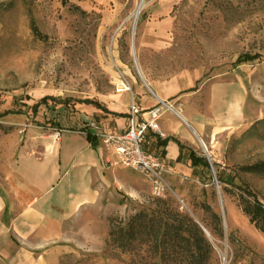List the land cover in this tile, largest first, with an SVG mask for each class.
<instances>
[{"label":"rangeland","instance_id":"374dc122","mask_svg":"<svg viewBox=\"0 0 264 264\" xmlns=\"http://www.w3.org/2000/svg\"><path fill=\"white\" fill-rule=\"evenodd\" d=\"M244 54L259 57L238 62ZM175 77L190 86L180 111L186 108L193 119L207 122L210 140H202L216 176L218 171L235 184L216 183L211 166L193 172L186 152L180 167L165 163L172 190L156 197L148 178L121 164L101 141L115 164L99 172L103 184L94 182L95 199L71 210L88 177L78 169L63 175L64 162L59 184L48 191L49 173L42 169L59 162L43 165L48 146L80 151L85 146L80 129L91 123L104 129L97 107L80 101L95 99L128 113L134 96L140 103L136 88L156 97L153 86ZM43 97L50 98L35 112L32 106ZM199 138L192 147L205 155ZM148 146L161 155L152 142ZM259 161H264V0H0V192L14 199L8 182L23 178L21 167L35 168L40 171L26 174L65 213L62 231L31 250L27 264L43 258V264H158L148 244L124 251L109 232L112 221H127L160 200L206 226L211 264H264V230L239 198L240 187H247L264 203V176L242 170ZM204 205L220 215L223 237L210 232L216 223ZM16 217L11 212L2 222ZM6 240L22 246L10 231Z\"/></svg>","mask_w":264,"mask_h":264},{"label":"crops","instance_id":"0c3cea01","mask_svg":"<svg viewBox=\"0 0 264 264\" xmlns=\"http://www.w3.org/2000/svg\"><path fill=\"white\" fill-rule=\"evenodd\" d=\"M153 87L158 97L165 102L173 104L177 109V112L175 110H170L176 118L172 117L173 115L169 114L170 111L168 110H165L160 118V126L167 134V137H176L183 144L191 148H193L192 145L196 143L198 137H201V139L199 138L200 142H204V140H202L204 138L210 140V137H208L209 135L205 133L207 122L193 119L192 115L186 112V108L183 111H180L178 108L181 104L180 101L185 96L184 93L190 89L187 82L183 83L180 81L179 77H175L166 83H156ZM136 93L140 101L138 105L143 109L153 108L160 102L157 96L152 97L148 95L142 87L136 88ZM133 99H135V96L132 100ZM129 105L131 106V104ZM107 109V111H104L100 108H96L95 111V114L100 117V124H102L103 128L106 130H115L117 132L124 131L129 123L130 109L128 113L127 111L124 113L118 112L109 107H107ZM166 114H169L171 117L164 118ZM111 122H114L113 127L110 126ZM188 125L194 128L195 133L188 128ZM82 137L84 138L85 146L82 147L80 151L64 148V146L61 148L59 143L50 144L48 146V160L42 162L43 165H45L52 163L56 158H58L59 161L58 167L50 166L49 169L45 167V169H42L44 171L46 170L45 173H49V184L51 187L48 191H51L54 186L59 184L61 180L59 175L61 174L63 162L68 163L63 175L70 173L71 170L73 172L75 169H78L83 171L85 177H88L87 181H84V186L86 187L84 194L72 198V202L70 203L72 211L77 206L96 198V191L93 189V184L94 182L103 184V176H99V172L104 173L105 164H115L111 154L105 152L103 147L100 146V143L97 148H93L86 136L83 135ZM55 143H57V141ZM109 151L115 153L112 150ZM165 151L166 154L163 158L164 162L172 165L171 167H180L182 161H177L180 155L179 145L174 140L170 139L165 147ZM29 161H31L30 164H41L40 162H36L35 159H29ZM21 169L23 178H15L16 182L12 184L8 182V189H11L13 192L14 199L0 192V259L4 264H27V258L30 259L29 263L32 262L31 259H33V257L29 255L31 250L39 249L47 241L59 235L62 231V221L65 215V213L58 210L56 206L58 203L57 201L52 200L48 195V197L46 195V197L42 196V190L38 183L39 180H35L26 174L29 170H40L29 168V170L25 172L24 167H21ZM40 199H42V203H40ZM60 204H62V202ZM11 212L17 214V217L10 220L5 219V222H2V217H7ZM9 231L21 238V247L15 245L13 241L9 243L8 240H6ZM44 260V258L43 260L37 259L35 264H43L42 261Z\"/></svg>","mask_w":264,"mask_h":264},{"label":"trees","instance_id":"16d2710c","mask_svg":"<svg viewBox=\"0 0 264 264\" xmlns=\"http://www.w3.org/2000/svg\"><path fill=\"white\" fill-rule=\"evenodd\" d=\"M258 57L257 54H244L238 58V62L253 61ZM49 98L43 97L40 102L32 106V109L37 112L39 105L46 104ZM80 102L94 105L104 111L108 110L105 105L95 99H83ZM80 131L84 133L93 148L98 147L100 138L89 124ZM151 139L153 140L151 141ZM170 139L174 140L180 147L178 162L182 161L184 154L188 152V159L193 172L196 173L197 168L200 166L205 168L210 166L205 155L183 144L176 137L162 138L157 134L149 133L144 146L147 150L153 151L148 146L152 142L154 147L158 151L160 150V156L164 158L166 154L165 147ZM242 170L264 176V161L246 165L242 167ZM217 179L220 184L224 182L235 184L233 181H227L228 179L218 171ZM240 188L243 190L239 194L243 211L253 223L264 230V203L251 189L247 187ZM167 205V201L160 200L153 207L139 211L127 221H112L109 232L110 241L124 251L133 250L140 243L148 244L153 255L157 257L158 264H211L214 249L203 229L206 226L188 213L171 210ZM204 206L211 213L216 223L215 227L209 228L210 232L213 235L223 237L224 230L220 215L208 205Z\"/></svg>","mask_w":264,"mask_h":264},{"label":"built area","instance_id":"2783aa9c","mask_svg":"<svg viewBox=\"0 0 264 264\" xmlns=\"http://www.w3.org/2000/svg\"><path fill=\"white\" fill-rule=\"evenodd\" d=\"M173 108L172 104L160 101L153 108L143 109L133 99L129 123L124 131L104 130L96 123L90 124L106 149L118 155L121 164L141 171L148 178L152 195L156 197L164 196L172 188L165 177L166 165L163 158L154 151L147 150L144 145L149 133L167 137L159 121L165 110Z\"/></svg>","mask_w":264,"mask_h":264},{"label":"water","instance_id":"95a60500","mask_svg":"<svg viewBox=\"0 0 264 264\" xmlns=\"http://www.w3.org/2000/svg\"><path fill=\"white\" fill-rule=\"evenodd\" d=\"M142 3H143V1L141 2L140 7L138 8V12L136 13V16H135L134 27H133V32H132V39H133V40H134V28H135V25H136V20H137V18H138V15H139V13H140V10H141V5H142ZM133 45H134V44H133ZM133 53H134V56H135V51H134V50H133ZM135 62H136L137 67H138V69H139V71H140V73H141V70H140V67H139V65H138V62H137V58H136V57H135ZM145 83H146V85L150 88L149 84H148L146 81H145ZM155 95L158 97L157 94H155ZM158 99H159L160 101H164V100L161 99L160 97H158ZM164 102H165V101H164ZM201 144H202V146H203L204 148L206 147L203 141H201ZM205 149H206V148H205ZM205 156H206V158L208 159L209 165L211 166V169H212V172H213V176H214V180H215L216 183H218V179H217V176H216V174H215L214 167H213V164H212V162H211V158H210V156H209V154H208V152H207V149L205 150ZM203 229H204V231L206 232V234H209L208 230H207L205 227H203Z\"/></svg>","mask_w":264,"mask_h":264},{"label":"bare ground","instance_id":"6f19581e","mask_svg":"<svg viewBox=\"0 0 264 264\" xmlns=\"http://www.w3.org/2000/svg\"><path fill=\"white\" fill-rule=\"evenodd\" d=\"M140 3H141V2H140ZM137 12H138V10H137ZM137 12H136V13H137Z\"/></svg>","mask_w":264,"mask_h":264}]
</instances>
